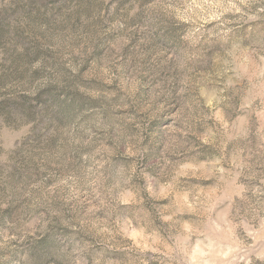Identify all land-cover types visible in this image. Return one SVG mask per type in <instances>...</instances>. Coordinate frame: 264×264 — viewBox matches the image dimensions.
Returning a JSON list of instances; mask_svg holds the SVG:
<instances>
[{
	"label": "rangeland",
	"instance_id": "374dc122",
	"mask_svg": "<svg viewBox=\"0 0 264 264\" xmlns=\"http://www.w3.org/2000/svg\"><path fill=\"white\" fill-rule=\"evenodd\" d=\"M0 264H264V0H0Z\"/></svg>",
	"mask_w": 264,
	"mask_h": 264
}]
</instances>
